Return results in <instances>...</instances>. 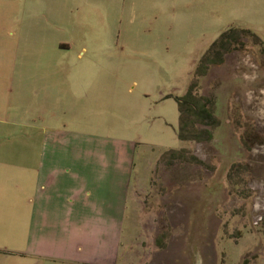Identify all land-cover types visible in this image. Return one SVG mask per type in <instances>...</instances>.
Returning <instances> with one entry per match:
<instances>
[{
  "label": "rangeland",
  "instance_id": "rangeland-1",
  "mask_svg": "<svg viewBox=\"0 0 264 264\" xmlns=\"http://www.w3.org/2000/svg\"><path fill=\"white\" fill-rule=\"evenodd\" d=\"M229 26L261 43L198 78L219 123L180 140L174 95ZM50 131L109 185L101 227L61 223L73 195L29 220ZM0 159V264H264V0H0Z\"/></svg>",
  "mask_w": 264,
  "mask_h": 264
},
{
  "label": "crops",
  "instance_id": "crops-1",
  "mask_svg": "<svg viewBox=\"0 0 264 264\" xmlns=\"http://www.w3.org/2000/svg\"><path fill=\"white\" fill-rule=\"evenodd\" d=\"M49 137L50 141H43L46 143H41L40 156L33 165L35 167V173H32L33 177L41 182V184H44L45 188L39 191L36 190V208L31 212L32 214H30L29 220L42 223L50 222L49 215H46L45 210L52 206L51 202L61 200L64 203L67 195H73L76 197L75 202L78 206L75 207L71 205L72 202L71 204H65L64 208L60 210L61 223L71 221L74 216V219L79 222L84 224L89 223L90 228L101 227L102 222L100 219L102 217H100V213H102L103 208L107 207V205H102L100 203L104 199L103 192L109 185L107 184L104 188V183L100 179H92L87 176L85 167L81 164L79 159L77 161H72L69 153L67 155L63 154L62 149L65 148L66 142L62 140L60 133L55 135V131H50ZM56 148L59 149L58 155L55 151ZM69 163H73L74 171L72 172H69V168L66 170L64 169L66 165L70 167ZM1 165H7V161L0 159V179H5L6 173L1 169ZM14 165H18L19 167L22 163H14ZM1 181L4 180H0V183ZM88 188H92L93 192ZM3 192L4 190L1 191V193ZM16 192L20 197L26 193L23 188H17ZM105 199L111 201L112 197L106 196ZM81 262L107 264L96 258Z\"/></svg>",
  "mask_w": 264,
  "mask_h": 264
},
{
  "label": "trees",
  "instance_id": "trees-1",
  "mask_svg": "<svg viewBox=\"0 0 264 264\" xmlns=\"http://www.w3.org/2000/svg\"><path fill=\"white\" fill-rule=\"evenodd\" d=\"M247 38L254 43H261L260 38L248 28L229 26L221 31L201 54L186 89L182 94L174 95L178 113L175 133L178 139L195 141L210 139L212 128L219 123V119L214 111L213 95L198 93V78L207 72L210 65L220 63L226 52ZM159 154V159L166 161L183 157L199 161L193 154L186 158L183 148H167Z\"/></svg>",
  "mask_w": 264,
  "mask_h": 264
}]
</instances>
